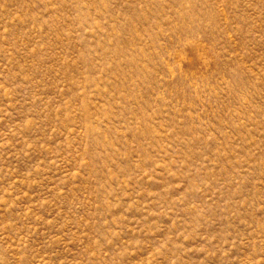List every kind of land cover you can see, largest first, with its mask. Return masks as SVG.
Wrapping results in <instances>:
<instances>
[{"label": "rangeland", "instance_id": "1", "mask_svg": "<svg viewBox=\"0 0 264 264\" xmlns=\"http://www.w3.org/2000/svg\"><path fill=\"white\" fill-rule=\"evenodd\" d=\"M0 264H264V0H0Z\"/></svg>", "mask_w": 264, "mask_h": 264}]
</instances>
